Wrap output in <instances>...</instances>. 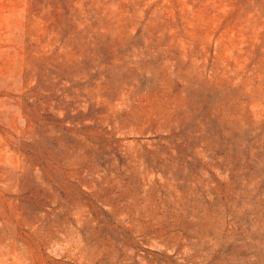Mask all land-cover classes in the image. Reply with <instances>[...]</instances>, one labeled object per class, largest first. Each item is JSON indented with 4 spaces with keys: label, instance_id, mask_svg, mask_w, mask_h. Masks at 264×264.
Wrapping results in <instances>:
<instances>
[{
    "label": "rangeland",
    "instance_id": "rangeland-1",
    "mask_svg": "<svg viewBox=\"0 0 264 264\" xmlns=\"http://www.w3.org/2000/svg\"><path fill=\"white\" fill-rule=\"evenodd\" d=\"M0 264H264V0H0Z\"/></svg>",
    "mask_w": 264,
    "mask_h": 264
}]
</instances>
